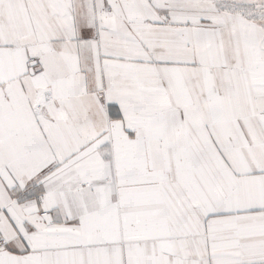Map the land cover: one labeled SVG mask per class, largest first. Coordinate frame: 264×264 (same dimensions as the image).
Returning <instances> with one entry per match:
<instances>
[{"label": "snow or ice", "instance_id": "obj_1", "mask_svg": "<svg viewBox=\"0 0 264 264\" xmlns=\"http://www.w3.org/2000/svg\"><path fill=\"white\" fill-rule=\"evenodd\" d=\"M0 264H264V0H0Z\"/></svg>", "mask_w": 264, "mask_h": 264}]
</instances>
